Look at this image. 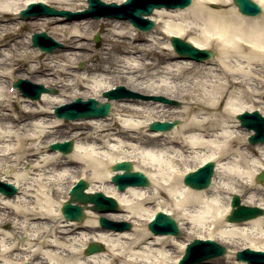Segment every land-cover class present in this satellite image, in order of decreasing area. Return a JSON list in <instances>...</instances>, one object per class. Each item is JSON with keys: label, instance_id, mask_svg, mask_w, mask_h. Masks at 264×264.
Instances as JSON below:
<instances>
[{"label": "bare ground", "instance_id": "obj_1", "mask_svg": "<svg viewBox=\"0 0 264 264\" xmlns=\"http://www.w3.org/2000/svg\"><path fill=\"white\" fill-rule=\"evenodd\" d=\"M255 1L262 8L259 17L209 6L224 5L227 0H193L185 9H157L149 17L160 20H154L156 26L147 37L139 38V31L126 20L64 22L60 16L28 20L18 16L32 2L66 4L63 9L78 11L86 7L84 0H0V181L19 191L12 197L0 194V264H23L36 254L45 260L43 264H176L185 243L147 232L154 211L175 214L185 237L204 233L227 247L248 240L245 247L264 251V215L242 223L224 220L232 194L247 207L264 209V198L258 196L264 181L254 182L255 175L264 170V145L251 146L245 141L248 133L237 135L231 130L238 126L234 117L243 112L246 102H251L249 111L264 114V101L255 99L264 82V0ZM167 12L176 15L165 21ZM99 23L107 26L101 34L102 52L97 61L87 62L77 72V60L94 57L88 29L94 30ZM35 30L47 32L54 41L62 40L65 47L49 53L32 47L30 36ZM188 34L193 36L187 41L197 48L214 46L216 56L204 62L176 59L169 45L164 50L157 37ZM146 55L151 59L143 58ZM17 78L54 88L57 95L42 93L37 100L23 97L18 89H11ZM117 84L141 94L180 100L183 105L172 109L150 100L110 101L108 116L70 122L78 126L60 140L52 138L40 145L54 129H69V123L52 114L55 107L75 98L104 103L107 99L102 93ZM171 119H180V124L164 132L147 130L153 121ZM27 128L33 131L27 133ZM67 140L74 144L69 153L49 150L45 155V147ZM11 155L22 168L7 164ZM196 157L215 164L210 185L201 190L185 186V173L178 170ZM125 160L147 176L149 186L119 192L109 182L107 189L90 184L86 191L115 199L118 211L102 216L130 223L132 229H101L97 223L101 215L90 204L81 222L62 218L60 207L77 179L103 183L114 175L110 165ZM3 223H10L12 230L1 229ZM44 235L52 240H45ZM21 237L26 241L21 242ZM89 242L99 243L104 250L85 256L82 252ZM37 243L54 251L38 252L33 248ZM169 247L179 253L171 258ZM234 253L229 250L225 259H232ZM232 263L247 264L235 259ZM202 264H222V260Z\"/></svg>", "mask_w": 264, "mask_h": 264}, {"label": "water", "instance_id": "obj_2", "mask_svg": "<svg viewBox=\"0 0 264 264\" xmlns=\"http://www.w3.org/2000/svg\"><path fill=\"white\" fill-rule=\"evenodd\" d=\"M89 5L88 9L81 12H68L63 10H55L43 2L30 3L26 9L20 11L19 16L21 18H29L30 16H66L69 20L80 19L83 17H95L99 18L101 16L105 17H115L119 19H128L135 28H139L143 31L151 29L154 26L153 21L150 19L143 18V16H148L152 13L154 8H184L191 0H126L125 4L117 5L115 3H110L108 5L104 4L99 0H87ZM234 4L238 8V12L254 16L260 13V7L252 0H233ZM98 35L94 38L95 42L99 40ZM32 45L39 46L44 52H51L56 47H61L62 44L54 42V40L49 37L45 32L34 33L31 37ZM170 43L174 51L181 57L186 59H191L195 61H201L211 58L214 54L213 51L198 49L191 44L183 41L178 36L171 37ZM15 86L19 87L22 91V95L29 96L32 99H37L40 93L51 92V89L45 88L40 84H32L28 80L18 79ZM103 96L107 97L108 100L113 98L121 97H141L138 94L132 93L128 90H124L123 87L119 86L116 90L104 92ZM150 99L156 101H162L171 105H179L177 101L166 99L162 97H150ZM110 110V103H101L95 99H88L82 101L77 98L74 102L70 104L63 105L59 108H55L56 116L59 118H64L67 120H73L81 117H103L108 114ZM237 119L240 120L242 127H247L249 130L253 129L255 134L249 137L248 141L252 144L256 142L264 143V117L258 114V111H253L252 113L244 112L237 115ZM178 121H173V123H159L154 122L149 125V130H168L175 126ZM72 141L64 143H53L49 145L50 150H59L62 153H68L72 148ZM111 171H122V173H116L111 177L112 183L117 184L119 191H124L127 186H147L149 184L146 176L140 171H132L133 165L130 161H121L114 163L110 167ZM213 172V163L208 162L202 168L197 171L185 175L183 183L189 185L191 188L200 189L206 188L210 183V177ZM264 180V171L259 175H256L255 181L259 183ZM87 182L84 180H79L76 186H74L69 195L70 199L63 203L61 207V212L66 220L81 221L84 218L83 207L78 204L93 203L91 207L93 210L99 212H109L116 211L118 205L116 201L107 197L100 192L96 193H84V189L87 187ZM0 192L4 195L11 196L17 192V189L10 184H4L0 182ZM75 202L76 204H72ZM231 206L233 208L227 221L230 222H240L254 216L261 215L264 210L259 207H247L240 204L239 197L233 195ZM99 224L104 228H113L114 230H126L130 228L128 223H121L120 225L114 224L104 217L99 218ZM148 228L154 234H172L175 236L179 235L178 227L173 219L159 212L156 215V220L149 223ZM103 247L98 243H89L88 248L85 250V256L94 252L102 251ZM225 252L224 247L218 246L217 243L211 240H194L192 243L188 244L185 250V254L179 264H199L205 259L216 257L222 255ZM237 260L246 261L255 264H264V252H255L250 249H246L243 252H237ZM29 264V263H24Z\"/></svg>", "mask_w": 264, "mask_h": 264}, {"label": "rangeland", "instance_id": "obj_3", "mask_svg": "<svg viewBox=\"0 0 264 264\" xmlns=\"http://www.w3.org/2000/svg\"><path fill=\"white\" fill-rule=\"evenodd\" d=\"M102 1H104L105 3H109V2H111V1H116V0H102ZM253 1H255V0H253ZM84 2L86 3V0H84ZM256 2V1H255ZM75 3H82V0H76V2ZM258 3V2H257ZM49 6H51V7H53V8H56V9H63V7H65L66 6V4H56V3H52V5H49ZM55 6H58V8L57 7H55ZM86 6H87V4H86ZM211 8H212V6L211 5H209ZM229 8H235L236 9V7L233 5V2H232V0H227V3H225L224 5H219V9H217V10H220V9H229ZM214 9V8H213ZM237 10V9H236ZM262 14V13H261ZM172 15H176V12H167V14H166V16H165V18L163 19V20H165V21H170L171 20V18L169 17V16H172ZM243 16V15H242ZM156 17V16H155ZM247 17V16H246ZM258 17H259V15H258ZM153 18V21L155 20L156 22L157 21H159L160 19L159 18H154V17H152ZM105 19H108V18H105ZM110 20H112V19H110ZM115 20H117V19H115ZM121 21H124V20H121ZM64 22H66V21H64ZM156 22H155V26H156ZM99 27H102V32H101V34H104L105 33V30H106V28H107V26L105 25V24H102V23H99L95 28H94V30L93 29H91V28H89L88 30H89V32H90V34L88 35V44L92 47V54L94 55V57L92 58V59H90V60H88V61H83L84 59H81V60H77V63H76V71L77 72H81V70L84 68V65L85 64H87V62H88V64H92V63H94V61L93 60H98V54L100 53V52H102V50H100L101 49V47H102V44L104 43L103 42V40H102V37H101V34H100V41L98 42V43H94L93 42V35H94V33L96 32V31H98V29H99ZM126 27H128V25H126ZM155 28V27H154ZM153 28V29H154ZM152 29V30H153ZM151 31V30H150ZM26 32L27 31H24L23 30V33L24 34H26ZM34 32H41V31H38V30H35ZM149 32V31H148ZM47 33V32H46ZM48 34V33H47ZM49 35V34H48ZM139 35H140V37L139 38H141V37H143V36H146L147 37V33L146 32H140L139 31ZM49 36H51V35H49ZM190 36H193L192 34H188L187 36H184V40H187V39H189V37ZM52 37V36H51ZM157 37H159L160 38V41H161V43H162V46H164V50H167L166 49V47L165 46H167V45H169V38L167 37V36H165V35H157ZM58 42H61V43H63V46L61 47V48H55L54 50H61V49H63L65 46H64V42H62V40H57ZM31 44V43H30ZM170 46V45H169ZM172 49V48H171ZM208 49H210V50H213L214 52H215V54H214V57L216 56V49H215V47L214 46H211V47H209ZM87 53H91L90 51H87ZM151 56L150 55H146V56H144L143 58H146V59H151L150 58ZM213 57V58H214ZM172 59H174L175 61H177L175 58H172ZM212 59V58H211ZM210 60V59H209ZM208 61V60H207ZM207 65V64H206ZM23 74H25L24 72H22ZM26 75V74H25ZM22 79H28V78H22ZM30 80V79H29ZM30 81H32V80H30ZM111 82H114V80H112ZM53 89V91H55L54 92V95H57V92H58V90H56V89H54V88H52ZM258 94L260 95V97H256L255 99L256 100H261L262 102L264 101V82H262L261 84H259V86H258ZM113 101H116V100H112L111 102H113ZM177 101H179L180 102V106H182L183 105V103L180 101V100H177ZM71 102V101H70ZM251 105V102H246V103H244V110H248ZM167 106H169L170 107V105H167ZM180 106H178V107H180ZM111 107H112V105H111ZM177 106H171L170 108H178ZM235 118V117H234ZM79 120V119H78ZM179 121H180V119H178ZM236 120V119H235ZM76 121V120H75ZM75 121H67V123H69V129H67V128H59V129H54V133L52 134V135H49V136H45L43 139H41V144L40 145H43V146H45L46 145V141H48L49 139H54V138H57V139H61L63 136H64V134L66 135V133L68 132V131H70V129H74L76 126H78V125H76V124H72V123H70V122H75ZM66 122V121H65ZM238 124V123H237ZM232 131H233V134H237V135H244L245 133H248V131L246 130V129H243V128H240L239 127V124H238V126L236 127H234L233 126V128L231 129ZM27 133H31L32 131H33V129H28L27 128ZM235 132V133H234ZM245 141L247 142V139H245ZM248 143V142H247ZM29 143H26V146L28 145ZM249 144V143H248ZM250 145V144H249ZM251 146H252V144H251ZM45 155H48L49 154V150H48V147H45ZM15 155H11L10 157V159L8 160V165L10 166V165H15V162L13 161L14 160V157ZM203 161H202V158H199V157H196V158H193V159H189L186 163H184V164H182V165H180L179 167H178V170H179V172H181V173H185V172H187V171H190V170H193L195 167H197V166H199L201 163H202ZM22 166V164H20V166L19 165H15V167L16 168H18V169H20V168H22L21 167ZM0 176H1V173H0ZM74 176V175H73ZM74 178V180H76V178H75V176L73 177ZM89 182V181H88ZM110 181L107 179V181H105V182H103V183H96V182H92V183H88L89 185L91 184L92 186H93V188H96V189H99V188H108L109 186H110V184L111 183H109ZM258 196H262L263 198H264V189H263V187L262 186H260L259 187V189H258ZM166 208H168V210L167 211H170V208L169 207H166ZM96 214H98V213H96ZM18 218V217H16L15 215H12V218ZM175 220L174 221H177V224H178V226H179V229H180V226H181V221L176 217V215L174 214L173 216H172ZM185 227V226H184ZM133 228V225L131 224V229ZM1 229H3V230H7V231H10V230H12V226H11V224L10 223H3V226L1 227ZM180 231V230H179ZM82 232H84V230L82 231ZM84 233H87V231H85ZM180 233H181V231H180ZM152 235V234H151ZM213 236H214V234H212ZM45 236H48V235H44L43 237H45ZM197 237L198 236H201L202 238H208L209 237V235H207V234H204V233H199V234H197L196 235ZM195 235H189V234H187V238L184 236V234H180V236L177 238V237H174V236H172V237H174L175 239H177V241L179 242V243H186L184 240H186V241H191L192 239H194L195 237H196ZM212 236V237H213ZM45 240H52L50 237H45ZM20 241L21 242H25L26 241V238H20ZM215 241V240H214ZM215 242H217L218 244H220L221 246H223V247H225V249H227V252L223 255V256H220V257H217V258H213V259H209V260H218V259H221L222 260V264L223 263H226V262H228V261H230L231 263H232V261L234 260V258H235V254L233 255V258L232 259H228V258H226L225 259V256L228 254V252H229V250H233V251H236V250H239V249H242L243 247H245V244L247 243V242H249L248 240H241V241H238V242H236L235 243V245L233 246V247H227L225 244H221L219 241H215ZM20 247H22V243L20 244V245H18V248H20ZM33 248H35V250L36 251H38V252H42V253H52L54 250H52V248H44L43 246H41L39 243H37V244H34L33 245ZM166 250H169L168 252H169V254L171 255V258L172 257H174V256H176L179 252L177 251V249H175L174 250V248H172V247H169L168 249H166ZM184 250V249H183ZM180 251H182V250H180ZM15 253H17V252H15ZM83 253V252H82ZM182 253H183V251H182ZM182 253H181V255H182ZM208 260V261H209ZM30 263H32V264H43V263H45V260L42 258V256L41 255H39V254H36L35 256L33 255L32 256V258H30ZM233 264V263H232Z\"/></svg>", "mask_w": 264, "mask_h": 264}]
</instances>
